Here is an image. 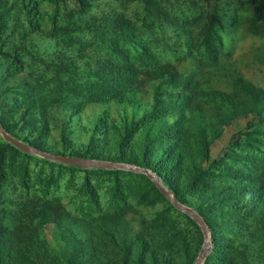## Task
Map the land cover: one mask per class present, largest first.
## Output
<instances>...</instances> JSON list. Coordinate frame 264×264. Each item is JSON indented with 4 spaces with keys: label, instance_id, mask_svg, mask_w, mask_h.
<instances>
[{
    "label": "rangeland",
    "instance_id": "obj_1",
    "mask_svg": "<svg viewBox=\"0 0 264 264\" xmlns=\"http://www.w3.org/2000/svg\"><path fill=\"white\" fill-rule=\"evenodd\" d=\"M263 107L256 0H0V264H264Z\"/></svg>",
    "mask_w": 264,
    "mask_h": 264
},
{
    "label": "trees",
    "instance_id": "obj_2",
    "mask_svg": "<svg viewBox=\"0 0 264 264\" xmlns=\"http://www.w3.org/2000/svg\"><path fill=\"white\" fill-rule=\"evenodd\" d=\"M256 1L259 2L261 9L264 8V0H256ZM166 75H169V77H171L172 80L166 79L165 78ZM228 77H230L229 81H231V85H230L231 88H236V89L243 91V92H246L248 90V86L246 87V85H248V84H246V82L244 81L243 76H241L237 72L231 71L230 74L228 75ZM153 79L154 80H160V81L166 82V83H172L174 85H177L178 87H181V85L184 84V81H182L180 79L179 73L173 69H170L169 66L162 68L160 74H156L155 76H153ZM234 81H235V83H233ZM218 91H220V90L218 89ZM223 95L225 96V94H223ZM257 112H258V114H263L264 113V107L262 109H259ZM134 128H135V126L131 125L128 129V132L129 131L132 132L134 130ZM1 162L2 161L0 160V168L2 166ZM0 171H1V169H0ZM194 180H195V182L200 180V175L196 176L194 178ZM177 198L179 200H181L180 197L177 196ZM262 208H263V212H264V206ZM45 209H47V208H45ZM44 212L45 211H43V210L37 212V215H38L39 219L41 220V222H43V218L46 215ZM46 216H48V218H52V219H49L50 221L52 220L51 223L57 224V222H59L54 217L53 212L48 213ZM24 218H25V222L22 224V226L21 225L14 226L15 228L13 231H11V233H9V232L1 233L4 237H9V239L7 241V246L9 248L7 264H50L49 262H46V261H43L42 259H40V256L32 257L34 247L36 245H39V239L41 236V231H38L39 230L38 228L36 229L35 227H33V225H34L33 218H31L29 216H25ZM43 224H45V223L43 222ZM209 224H212V223L209 222ZM14 237H16V240H18V241L20 240L21 243L20 242H18L17 244L13 243L12 238H14ZM36 241H37V244H36ZM4 246H5V244L0 243V260L2 258V253H5L3 251V250H5ZM243 252L246 254L245 251H241V252H239L238 255L239 256L241 255V257H242ZM45 253H48V252L45 251ZM44 255L48 256L47 254H44ZM46 256L44 257L45 260L47 259ZM246 256H244L246 263H250L249 258L248 257L246 258ZM55 260H59V259L58 258L52 259L51 264H54L53 262ZM68 263L69 264H78V263H76L74 256H71L70 260L68 259ZM228 264H232V262L229 261Z\"/></svg>",
    "mask_w": 264,
    "mask_h": 264
}]
</instances>
